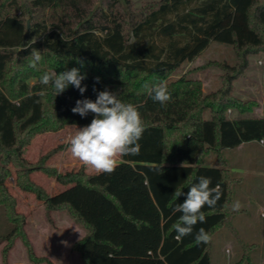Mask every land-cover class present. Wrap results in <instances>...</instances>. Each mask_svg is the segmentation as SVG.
Returning a JSON list of instances; mask_svg holds the SVG:
<instances>
[{
  "label": "trees",
  "instance_id": "1",
  "mask_svg": "<svg viewBox=\"0 0 264 264\" xmlns=\"http://www.w3.org/2000/svg\"><path fill=\"white\" fill-rule=\"evenodd\" d=\"M211 42L233 46L240 57L232 67L223 65L215 93L203 94L198 79L169 80ZM34 48L42 55L36 69L29 67ZM257 50H264V0H160L139 8L131 0H0V206L11 225L2 236L3 264L16 239L31 264H52L35 255L25 233V216L6 185L13 173L17 188L34 193L48 210L65 211L86 230L72 247L83 264H210V242L195 244V232L204 228L212 237L228 222L232 188L240 181L220 151L251 141L264 145V117L243 116L256 104L232 94L247 56ZM44 64L57 74L79 68L86 74V92L69 86L55 96L51 85L39 83L49 72ZM29 76L37 79L31 86ZM162 82L171 95L163 106L149 95ZM109 84L119 85L118 99L142 116L139 154L118 157L111 174L83 166L64 173L46 169L64 187L46 195L30 179L45 166L29 163L27 148L38 134L90 124L93 114L82 118L71 109L77 100L94 101ZM206 109L209 118L203 116ZM228 109L240 115L229 118ZM48 153L41 162L55 150ZM211 153L216 164L210 166L205 160ZM201 176L211 178V187L220 185L221 199L202 209L206 222L197 223L193 235L177 241L172 226L180 213L173 209ZM176 189L184 193L177 200ZM246 260L244 254L237 264Z\"/></svg>",
  "mask_w": 264,
  "mask_h": 264
},
{
  "label": "rangeland",
  "instance_id": "2",
  "mask_svg": "<svg viewBox=\"0 0 264 264\" xmlns=\"http://www.w3.org/2000/svg\"><path fill=\"white\" fill-rule=\"evenodd\" d=\"M158 1L160 0H131L135 8ZM15 14L20 15V11L15 12ZM239 59V54L233 46L211 42L194 60L182 63L169 76V80H176L180 76L198 79L201 82L203 94L215 93L221 87L223 75L226 72L223 65L226 64L232 67L236 65ZM43 68L47 71H54L46 64L43 65ZM13 69L17 68L13 67ZM26 82L31 86L37 82V79L29 76ZM105 89L117 93L120 86L109 84L104 87ZM232 94L240 101H254L256 104L243 116L264 117V50H257L247 56V67L243 75L232 83ZM239 115L234 109L226 111V116L229 118H235ZM203 116L209 118L210 109H206ZM75 130L76 127H68V129H63L61 132L38 134L26 150L25 158L29 163L45 166V172L35 171L30 174V179L46 195L56 194L62 188L53 176L46 173V169L64 173L77 170L83 166L87 172H95L90 166L83 165L81 161L71 155L69 141ZM60 145L63 147L61 151L58 149ZM52 150H55V153L48 155L47 159L41 162L40 158ZM232 151H240L244 156L243 162L236 163V166H239V171L232 174L240 179V184L235 185L237 194L243 197L248 195L252 200L264 199V188L261 187V185H264V151L261 152L257 144H249L237 150L223 149L220 151L222 158L224 159V156L227 155L231 158L230 161L224 162L226 167L236 157ZM248 154L250 157L246 159ZM205 164L210 166L216 164L215 153H211L206 158ZM13 178L14 173L12 177L7 179L6 185L9 193L16 200V210L25 216L24 230L33 249V244L35 245V255L47 258L52 264H83L81 259V262L77 263L78 259L75 258L74 260L68 257L74 255L73 240L78 236L73 227V219L65 211L48 210L43 201L38 200L34 193L23 192L17 188L14 185ZM10 229L11 225L0 206V264H3L2 250L7 245V241L2 236L8 233ZM255 230L254 237L246 239L249 244L253 243L249 249L237 245L238 242L235 244L234 240L231 239L233 244L231 254L225 253L224 249L217 247L215 239L211 237L210 264H235L239 259H242L244 254L250 257L251 264H264V230H262L260 221L256 222ZM19 241L11 250L13 243L6 253L7 264H31L27 260L26 251L23 250L21 240ZM212 243L213 247H211ZM231 243H229L230 246ZM242 264H248V261L246 260Z\"/></svg>",
  "mask_w": 264,
  "mask_h": 264
},
{
  "label": "clouds",
  "instance_id": "3",
  "mask_svg": "<svg viewBox=\"0 0 264 264\" xmlns=\"http://www.w3.org/2000/svg\"><path fill=\"white\" fill-rule=\"evenodd\" d=\"M24 50V49H21ZM42 60L41 51L33 49L30 54L29 67L36 69ZM77 63L83 66L79 59ZM86 74L82 75L79 68L66 69L57 74L56 71L43 73L39 83L51 85L55 96L62 94L73 86L81 95L86 92L87 86H82ZM99 82V77L96 78ZM146 88L149 86L146 84ZM95 91V89H94ZM149 95L154 102L162 106L170 101L171 95L163 82L149 88ZM74 114L82 118L89 113L93 114L91 123L84 127H76L69 141L71 155L90 166L97 174H111L117 167V158L123 155L139 154V140L144 132L143 120L138 108L132 103H125L118 99V93L107 89L99 91L96 99L77 100L71 109ZM210 177H199L197 183L191 184L183 203L176 204L174 212L180 213L178 220L172 226L176 232L175 239L181 241L184 237L193 235L197 223L206 222L202 209L207 206L214 208L221 199L222 191L219 184L211 187ZM184 195L181 189H176L173 198L177 200ZM239 201L233 205V211H238ZM211 240L210 234L200 228L195 232L194 242L199 245L207 244Z\"/></svg>",
  "mask_w": 264,
  "mask_h": 264
},
{
  "label": "crops",
  "instance_id": "4",
  "mask_svg": "<svg viewBox=\"0 0 264 264\" xmlns=\"http://www.w3.org/2000/svg\"><path fill=\"white\" fill-rule=\"evenodd\" d=\"M69 127H75V126H69ZM78 127V126H77ZM68 129V127L64 128V130ZM63 130V129H62ZM60 130V132L62 131ZM249 144H257V146L260 148L261 152L264 151V145H262L261 142L257 141H251L247 143H243L239 145L236 148L232 149H225V150H237L238 148H241L243 146H247ZM233 154L236 156L233 158L231 163L228 165V169L233 173H237L239 170V166H236L237 162H243V155L241 154L240 151H232ZM250 156L249 154L246 156V159H248ZM224 159L226 162L230 161V156H224ZM117 162H119V158H117ZM236 184H240V181L238 183H235L233 188H232V198L229 203V210L231 212V216L228 220L227 223L222 225L213 235L212 239H215V242L217 243V247L224 249V252L231 254L233 252V244L231 243V239L234 240L235 244L240 245L243 248L249 249L248 246H252L253 243H248L246 239L254 237L255 233V228H256V222L260 221L262 230H264V199L257 200L254 199L252 200L248 195H245L244 197L242 195H238L236 192ZM262 188H264V185H261ZM64 187L62 186L61 189ZM239 201L241 207L238 211H233V205L235 202ZM73 227L74 230L78 233V236L76 239L73 240V244L81 239H83L86 235V230L82 227H80L78 224L73 222ZM246 241V242H245ZM20 242L18 239L14 242V245L12 246L11 250L14 249V246ZM231 243L232 245L230 246ZM22 244V243H21ZM33 244V243H32ZM234 244V245H235ZM23 246V245H22ZM34 246V252L35 250V245ZM213 247V243L212 246ZM218 248V249H219ZM24 250V246H23ZM74 255H70L68 257H71L72 259L75 260L78 259L77 263L81 262V258L77 252H74ZM248 264H251V260L249 257ZM239 261L235 262V264L239 263ZM211 263V260H210ZM234 264V263H233Z\"/></svg>",
  "mask_w": 264,
  "mask_h": 264
}]
</instances>
